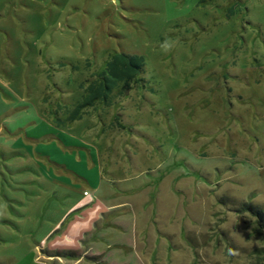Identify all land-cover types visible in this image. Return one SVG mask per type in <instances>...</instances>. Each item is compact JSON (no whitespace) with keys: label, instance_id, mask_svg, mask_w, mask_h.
<instances>
[{"label":"rangeland","instance_id":"obj_1","mask_svg":"<svg viewBox=\"0 0 264 264\" xmlns=\"http://www.w3.org/2000/svg\"><path fill=\"white\" fill-rule=\"evenodd\" d=\"M116 54L140 75L78 108ZM246 203L264 0H0V264H264Z\"/></svg>","mask_w":264,"mask_h":264},{"label":"trees","instance_id":"obj_2","mask_svg":"<svg viewBox=\"0 0 264 264\" xmlns=\"http://www.w3.org/2000/svg\"><path fill=\"white\" fill-rule=\"evenodd\" d=\"M140 59L131 57L126 54H116L108 62L106 71L99 75V78L88 88L89 95L85 97L86 102L82 104L92 105L95 101H107L109 96L118 87L120 83H129L140 75L143 64ZM73 114V120L78 119L79 110ZM242 212L253 215L256 220L258 230L264 232V208L254 206L252 204H244L241 208ZM264 252V250H261Z\"/></svg>","mask_w":264,"mask_h":264}]
</instances>
